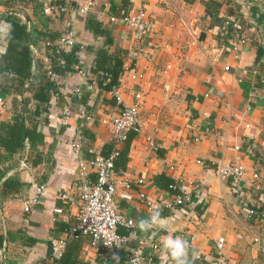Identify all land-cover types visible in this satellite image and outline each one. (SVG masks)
Returning <instances> with one entry per match:
<instances>
[{"label":"crops","instance_id":"obj_1","mask_svg":"<svg viewBox=\"0 0 264 264\" xmlns=\"http://www.w3.org/2000/svg\"><path fill=\"white\" fill-rule=\"evenodd\" d=\"M49 1L22 0V13L14 14L25 23L23 17L28 13L35 60L48 68L43 42L57 38L67 22L78 43L102 46V39H93L84 29V17L93 13L109 33L108 54L123 56L117 78L121 100L130 105L134 93L142 100L141 131L128 134L114 167L115 203L118 213L133 221V235L123 249L103 251L101 257L87 239H81L78 258L84 264H126L127 251L137 249L152 264H171L162 259V241L181 237L189 244L188 264H264L263 57L261 67L253 69L257 50L263 51L258 26L264 21V0H211L220 14L217 16L207 9L206 0H128L129 6H141L148 14L149 29L142 33L117 21L121 0H67L74 8L89 3L87 14L59 17L42 12ZM34 6H38L36 13ZM218 17L238 21L242 27L246 42L238 52L228 50V40L218 37ZM7 26L1 18L0 53ZM32 30L45 34V38ZM88 55L87 61L93 58ZM224 66L228 71H223ZM132 71L140 73L142 79L130 80ZM89 75L72 72L62 78L69 90L79 87L82 91L85 83L89 93L83 98L91 120L73 114L61 118L62 109L73 110L79 103L74 105L72 96L60 92L41 126L43 143L32 153L28 167H20V161L28 158L27 150L2 156L8 175L22 184L16 196L0 200V224L4 237L7 235L5 264H50L48 240L63 237L76 216L78 160L104 156L113 148L107 128L98 119L114 112L116 104L106 91L88 88ZM0 96L5 102L0 121L11 122L15 118L11 111L13 93L0 90ZM145 137L157 145L156 151L145 144ZM71 142L82 145L77 156L71 151ZM234 158L246 172L239 193L227 179L216 175L218 163ZM34 160L36 166H32ZM255 171L261 177L256 188L250 182ZM157 176L169 179L177 190L162 188V180L155 184ZM138 180L141 185L136 184ZM125 183L128 189L123 187ZM39 185L44 192L25 212L24 206ZM174 191L190 194V205L164 210L172 205L177 195ZM59 195L70 197L73 206L62 204ZM57 208L60 213H54ZM249 209L253 210L251 220L245 218ZM156 212L158 220H167V229L155 224L141 230L140 221L149 220ZM122 233L123 228L118 230ZM216 243L221 244L220 250ZM2 260L1 247L0 264Z\"/></svg>","mask_w":264,"mask_h":264},{"label":"built area","instance_id":"obj_2","mask_svg":"<svg viewBox=\"0 0 264 264\" xmlns=\"http://www.w3.org/2000/svg\"><path fill=\"white\" fill-rule=\"evenodd\" d=\"M64 5H50L47 4L42 12L53 17H59L65 14L85 15L88 11L87 3L83 7H75L68 5L67 0H63ZM119 24L128 29L142 33L149 29L148 14L141 6H129L126 11H121L118 17ZM223 27H239L238 21L230 22L224 21ZM243 31L233 30L230 33L227 49L236 53L239 51L240 45L246 42L242 35ZM45 49L50 53H70L72 50H77L83 53V46L77 42L74 31L70 23H65L62 32L57 38L53 40L45 39L43 42ZM32 49V48H31ZM33 50V49H32ZM87 56L79 58V63L91 66V61H87ZM223 71H228V67L224 66ZM77 74L84 76L82 69L76 71ZM100 79L104 85L109 75L107 73L100 74ZM47 76L50 80L56 81L60 85V92L66 93L73 98L81 95L79 87L69 90L63 83V78L59 77L52 71H47ZM89 89L96 87V74L89 75ZM130 80H141L142 75L137 72L129 73ZM264 82V78L262 80ZM110 97L115 101L114 112H109L102 115L98 119V123L107 128L110 135V142L113 145L112 150L107 156L95 155L88 159H79L77 163V175L75 178L77 189L79 190L78 201L75 205L76 216L74 223L68 227L63 237L50 238L48 240L49 257L51 260L58 259L65 247L67 240L72 239L78 241L87 239L90 248L95 250L96 256L101 257L103 251H118L128 242V239L133 235L134 223L131 219L124 217L118 213L115 203V196L117 195L116 178L117 174L114 172V159L118 155V150L121 144L127 139L129 133H139L141 131V124L139 122V108L141 106V95L139 93L132 94L133 102L130 105H125L121 100L119 93V84L112 86L108 92ZM207 95H204L206 97ZM4 98L0 96V108L4 107ZM71 114L79 116L84 120H91V115L85 109L84 103L76 105L75 109L71 110L68 107L62 109L60 116L63 119H68ZM144 142L153 151L157 150L150 137H145ZM71 151L75 156L79 154L81 143H70ZM239 150V147H235ZM20 167L27 168L26 159L20 161ZM121 176V174H119ZM216 175L219 178L227 179L230 185L234 188L236 193L241 190V185L245 179L246 172L244 166L238 158L232 161L220 162L216 166ZM259 172L253 173L250 176V182L253 187L260 184ZM137 185H141L142 181L138 180ZM124 188L128 189L129 184L125 183ZM167 189L177 190L175 185L171 183ZM36 193L29 202L24 206V211L29 212L30 206L37 203L39 196L44 192V187L36 186ZM59 200L64 205H72V199L67 195H59ZM140 198L143 194L140 193ZM190 194L181 193L174 196L172 205H167L164 210L171 209L176 206H189L191 203ZM54 213H60V209H54ZM253 213L250 210L246 211L245 218L252 219ZM124 229V235L118 234L119 229ZM216 249H221V244H215ZM152 249H157L156 245H152ZM196 260H200L198 255L194 256ZM126 264H152L149 257L143 255L137 249H129L127 251Z\"/></svg>","mask_w":264,"mask_h":264},{"label":"trees","instance_id":"obj_3","mask_svg":"<svg viewBox=\"0 0 264 264\" xmlns=\"http://www.w3.org/2000/svg\"><path fill=\"white\" fill-rule=\"evenodd\" d=\"M207 9L215 16L220 15L214 9V1L206 0ZM22 0H0V20L4 18L8 23L5 37L4 48L0 53V90L3 93L12 92L11 111L15 118L11 122L0 121V200H5L9 197L13 198L20 192L22 184L17 182L15 178L8 175V168L3 164L5 154L16 155L21 154L27 150L28 158L26 162L29 163L33 152H37V148L43 143V134L41 126L48 120L49 108L53 104L55 98L60 94V85L56 81L50 80L47 76V71L50 70L59 77H63L67 73H76L77 70L82 69L83 72L89 74H96V88L108 92V90L117 85V78L122 71L121 60L123 56L116 54L111 56L107 52V47L111 44L109 33L100 25L97 15L93 13L87 14L84 17V29L91 33L95 40L102 39L103 45L99 46H83V53L77 50H72L70 53H50L46 49V57H48V68L39 64L33 57V50L30 49L28 36L26 31V24L20 18L15 16V13H22L20 7ZM68 5L71 3L67 2ZM50 5H64L63 0H50ZM215 5H219L215 2ZM72 6V5H71ZM129 8L128 0H121L120 12L126 11ZM38 6L33 7V12L36 13ZM5 13V14H2ZM29 18L28 13H25ZM219 18V17H218ZM224 19L219 18V27L217 35L220 38L228 39L233 30L241 31L242 27H228L224 28ZM223 28V30H222ZM33 34L35 33L32 30ZM35 35L44 39L45 34L36 32ZM51 40V39H49ZM53 40V39H52ZM1 46V42H0ZM34 47V42H33ZM92 54L93 58L91 66L79 63V58L88 57ZM257 58L254 68H259L262 65L263 51L259 48L257 50ZM103 73H107L109 78L102 84L100 79ZM88 84V81H86ZM84 89L81 91V96L73 98L74 105L77 103H85L83 96H87L89 91ZM22 97L20 99V95ZM86 94V95H85ZM23 110L24 128L21 122V111ZM112 150V147H111ZM109 150L104 156H107ZM120 158V153L114 159L113 165L115 167L116 161ZM36 160L32 162V166H36ZM159 180L163 181L162 188L167 189L171 184L169 179H163L160 176L154 178L155 184L158 185ZM170 190V189H169ZM176 194L177 192L174 191ZM193 203V201H192ZM253 213L252 209H249ZM253 219V216H252ZM68 230V227L63 231ZM123 234V233H122ZM121 234V235H122ZM3 228L0 224V248L3 244ZM79 241L67 240L61 256L56 260L48 258L50 264H84L78 258ZM204 264V263H203Z\"/></svg>","mask_w":264,"mask_h":264},{"label":"clouds","instance_id":"obj_4","mask_svg":"<svg viewBox=\"0 0 264 264\" xmlns=\"http://www.w3.org/2000/svg\"><path fill=\"white\" fill-rule=\"evenodd\" d=\"M159 213H154L149 220L140 221L139 227L141 230H147L149 227L155 225L158 221ZM189 244L181 237H165L161 245V255L165 262L171 261V264H188Z\"/></svg>","mask_w":264,"mask_h":264},{"label":"water","instance_id":"obj_5","mask_svg":"<svg viewBox=\"0 0 264 264\" xmlns=\"http://www.w3.org/2000/svg\"><path fill=\"white\" fill-rule=\"evenodd\" d=\"M23 20L26 23V31H27V36H28V42L30 45V49H33V39H32V35H31V30H30V24H29V20L26 17H23ZM258 31L260 34V39H261V48L263 49V54H264V21L261 20L260 22V26H258ZM263 60H264V55H263ZM22 94L20 95V99L22 97ZM21 122L23 124V128H24V119H23V110L21 111ZM166 224H167V220H158L156 225L160 227V229L162 230H166ZM6 237L7 235L3 238V245H2V261L3 264H5V253H6Z\"/></svg>","mask_w":264,"mask_h":264}]
</instances>
